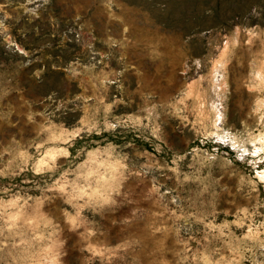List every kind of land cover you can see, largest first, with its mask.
Masks as SVG:
<instances>
[{"label":"rangeland","instance_id":"374dc122","mask_svg":"<svg viewBox=\"0 0 264 264\" xmlns=\"http://www.w3.org/2000/svg\"><path fill=\"white\" fill-rule=\"evenodd\" d=\"M0 264H264V0H0Z\"/></svg>","mask_w":264,"mask_h":264}]
</instances>
